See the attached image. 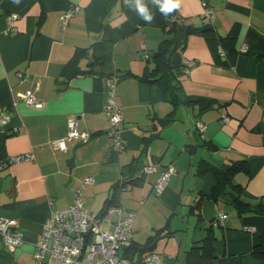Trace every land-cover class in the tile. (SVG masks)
Segmentation results:
<instances>
[{
	"label": "crops",
	"instance_id": "0c3cea01",
	"mask_svg": "<svg viewBox=\"0 0 264 264\" xmlns=\"http://www.w3.org/2000/svg\"><path fill=\"white\" fill-rule=\"evenodd\" d=\"M175 2L179 23H210L232 48L221 56L203 35L190 34L184 49L170 57L185 99L211 101L206 109L201 103L176 109L156 83L141 80L166 37L154 25L153 0H139L151 22L139 14L138 0H0V109L8 116L0 133L9 135L2 160L33 155L0 167V217L14 219L23 238L10 253L0 234V264H35L44 221L50 211L72 204L87 177L93 183L81 191L85 210L101 213L108 201L135 210L133 243L144 245L157 234L148 251L159 252L164 264H264L252 254L264 234V208L240 214L207 199L196 206L215 178L195 174L199 156L214 164L245 159L247 172L233 178L244 186L241 199L264 204V0ZM203 2L213 9L212 19L204 17ZM73 6L81 11L63 28L60 17ZM13 13L18 17L10 23ZM71 60L76 75L68 77L64 69ZM187 60L192 65L185 74ZM110 86L122 118L121 150L107 135ZM27 89L41 108L23 101ZM72 117L90 134L88 141L68 143L64 152L52 149ZM188 147H195L194 157ZM151 162L158 171L142 176ZM167 166L174 173L156 194L158 172ZM219 212L227 216L214 224ZM102 226L112 230L109 220ZM207 234L212 241H205Z\"/></svg>",
	"mask_w": 264,
	"mask_h": 264
},
{
	"label": "built area",
	"instance_id": "2783aa9c",
	"mask_svg": "<svg viewBox=\"0 0 264 264\" xmlns=\"http://www.w3.org/2000/svg\"><path fill=\"white\" fill-rule=\"evenodd\" d=\"M127 1V0H122ZM205 9L204 17L213 18V9L205 2L202 3ZM79 6L70 7L60 17V22L64 28L68 20L79 13ZM18 17L16 13L8 15L11 23ZM243 52L248 49L241 48ZM221 56L225 52L218 48ZM192 61H184L185 74L189 72ZM109 98L104 106V112L109 118V128L107 135L113 141L116 150L124 148L119 126L122 122L119 108L114 100V87L110 86ZM23 101L29 105L41 108L43 103L39 101L33 90L27 89L23 93ZM8 119L4 114V109H0V126ZM67 133L63 138L53 140L50 145L52 149L67 151L68 143L88 141L90 134L80 130L75 118L68 119ZM199 130L203 131L205 125L198 123ZM33 155L22 153L10 156L0 161V167L8 164L19 163L32 160ZM157 164L151 162L141 170L142 176L152 172H157ZM174 172L172 166L164 168L158 172V177L153 185V190L159 194L166 187L169 176ZM93 179L87 177L81 181V187L76 191V195L71 205L61 210L50 211L44 221L41 232L38 236L32 257L35 264H164L163 257L159 252L148 251L141 254L137 260H131L125 254V250L133 243V221L136 216L134 210L127 209L120 204H111L103 212L95 213L85 210L82 200V189L84 186L92 184ZM226 213L219 212L216 223H221L226 217ZM109 220L112 230L103 228V220ZM0 234L8 252H13L22 244V233L16 228L14 219L0 217Z\"/></svg>",
	"mask_w": 264,
	"mask_h": 264
},
{
	"label": "trees",
	"instance_id": "16d2710c",
	"mask_svg": "<svg viewBox=\"0 0 264 264\" xmlns=\"http://www.w3.org/2000/svg\"><path fill=\"white\" fill-rule=\"evenodd\" d=\"M153 17L154 25L159 28L166 37L159 43L157 50L153 53L149 62L153 63V67L146 70V73L141 77L142 81L148 83H156L162 92L164 100L168 101L173 107L178 109L179 107L187 106L193 103H201L203 109L209 107L212 102L205 100L188 101L185 99L182 93V86L178 80V74L173 69L170 63L171 55L178 51L183 50L186 44L187 37L190 34H201L209 43L211 49L216 51V48L221 47L225 49L227 53H230L232 48L225 44L227 38L222 37L215 32L213 26L210 23H205L200 27H194L179 23L176 17L175 9L171 12H164L160 8L159 0H153ZM214 46V48L212 47ZM248 51V50H247ZM246 51V52H247ZM219 52V51H218ZM245 52V53H246ZM220 54V53H219ZM76 67V62L71 60L65 66L64 73L68 77L76 75L73 69ZM115 100V96H114ZM116 103V102H115ZM117 105V104H116ZM174 111L169 112L166 118H160L161 124L168 122L171 119ZM120 113V111H119ZM122 123V122H121ZM121 125V124H120ZM198 128V125H197ZM199 130V128H198ZM9 135L6 132L0 133V159L2 160V149L4 140ZM191 147V146H189ZM188 147V150H189ZM195 147L190 148L188 153H195ZM209 159L204 156H199L196 160V176L199 178L203 177L207 173L213 174L215 178V184L211 189L210 194H200L197 205H200L202 199L211 200L214 202H223L224 204L232 205L238 213H260L264 208V204L253 205L251 203L244 202L241 199V195L244 191V186L234 181V176L239 172H247L246 160H232L228 164H214L215 162L208 161ZM124 182V181H123ZM122 187L121 183L116 185ZM116 188V187H115ZM114 204L112 201H108L109 206ZM132 210V209H130ZM135 211V210H134ZM136 212V211H135ZM225 213V212H224ZM218 219V215L216 220ZM215 224V223H214ZM157 234L150 236L144 245H135L134 243L125 250V254L129 259H133L135 255L139 257L141 254L151 250L154 246ZM210 234H207L205 241H212ZM252 254L257 257L264 259V234L259 242L253 247Z\"/></svg>",
	"mask_w": 264,
	"mask_h": 264
},
{
	"label": "clouds",
	"instance_id": "9594fccd",
	"mask_svg": "<svg viewBox=\"0 0 264 264\" xmlns=\"http://www.w3.org/2000/svg\"><path fill=\"white\" fill-rule=\"evenodd\" d=\"M159 2H160L161 10H163L166 13L167 12H171L175 8L179 7V4L177 2H175V0H159ZM137 9H138L139 14L141 15V17L145 21H147V22H151L152 21V16L149 15V13L146 11L145 7L142 4L139 3V0H138V3H137ZM171 174H170V176H171ZM170 176H169V178H170Z\"/></svg>",
	"mask_w": 264,
	"mask_h": 264
},
{
	"label": "rangeland",
	"instance_id": "374dc122",
	"mask_svg": "<svg viewBox=\"0 0 264 264\" xmlns=\"http://www.w3.org/2000/svg\"><path fill=\"white\" fill-rule=\"evenodd\" d=\"M195 154H192V156L194 157Z\"/></svg>",
	"mask_w": 264,
	"mask_h": 264
}]
</instances>
